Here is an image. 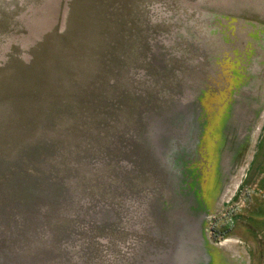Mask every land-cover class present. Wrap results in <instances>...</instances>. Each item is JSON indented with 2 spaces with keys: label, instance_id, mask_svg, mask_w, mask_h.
<instances>
[{
  "label": "rangeland",
  "instance_id": "374dc122",
  "mask_svg": "<svg viewBox=\"0 0 264 264\" xmlns=\"http://www.w3.org/2000/svg\"><path fill=\"white\" fill-rule=\"evenodd\" d=\"M261 234L264 0H0V264H264Z\"/></svg>",
  "mask_w": 264,
  "mask_h": 264
},
{
  "label": "water",
  "instance_id": "95a60500",
  "mask_svg": "<svg viewBox=\"0 0 264 264\" xmlns=\"http://www.w3.org/2000/svg\"><path fill=\"white\" fill-rule=\"evenodd\" d=\"M43 46H44V39H41L39 47L42 48ZM58 60L60 61L61 64H64L63 62L64 58H59ZM79 60L81 59L79 58ZM32 79L33 78L31 77V80ZM83 97H84V93L82 98ZM197 100L199 102H202L201 97H199ZM216 129L217 128L214 126L208 128L205 126L201 128V132H200L201 137L200 140H198L197 142V147L201 149L200 152L197 151L199 154H201V159L200 160L198 159L199 163H196L197 161L195 162L194 168H187L188 171L191 173L188 187L190 188V190H192L195 199V204L188 206L189 209H191L192 207L196 209V210H190L191 212L202 211V216H203L201 223L202 229H204V226L207 224V222L210 220V217L213 215L211 211V205L214 202V200H210V198L212 197V195L216 193V187L217 184L219 183V178H220L219 174H217L218 171L216 172L214 168V175L211 176V180L209 182L205 181V173L208 172L207 171L208 161H210L209 156L214 154L215 147H217V143H216L217 141L216 139H215L216 142L214 141V134H213V132H216ZM206 130L207 133L205 134ZM209 133L211 134V138L213 139V141L206 143L207 142L206 137ZM213 161L215 163V156L213 158ZM186 164H189V162L187 161ZM202 245H203L202 252L205 251V253L208 256V262L206 264H251L249 251L246 249H240L239 244L238 245L236 243L230 244L232 246L229 247V242L223 241L220 242L218 246L217 245L210 246V242H208L205 239ZM235 247H237L238 249L232 250V248ZM225 248H231V250L229 249L226 250L228 252H225V250H223Z\"/></svg>",
  "mask_w": 264,
  "mask_h": 264
},
{
  "label": "crops",
  "instance_id": "0c3cea01",
  "mask_svg": "<svg viewBox=\"0 0 264 264\" xmlns=\"http://www.w3.org/2000/svg\"><path fill=\"white\" fill-rule=\"evenodd\" d=\"M260 205H263V200H260V202L257 204L258 208L255 209L256 212H257L258 210H260V208H259ZM258 219H259V218H258ZM245 229H246V228H245ZM248 232L251 233L253 236L255 235V234H253V232H251L250 230H248ZM261 233H262V232H261ZM260 236H261V238H264V234H261ZM256 242H257L256 240H253L252 245H254V243H256ZM261 243H262V242H261ZM254 264H258V262L255 261Z\"/></svg>",
  "mask_w": 264,
  "mask_h": 264
},
{
  "label": "trees",
  "instance_id": "16d2710c",
  "mask_svg": "<svg viewBox=\"0 0 264 264\" xmlns=\"http://www.w3.org/2000/svg\"><path fill=\"white\" fill-rule=\"evenodd\" d=\"M249 171H251V170L249 169Z\"/></svg>",
  "mask_w": 264,
  "mask_h": 264
}]
</instances>
